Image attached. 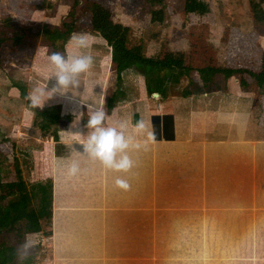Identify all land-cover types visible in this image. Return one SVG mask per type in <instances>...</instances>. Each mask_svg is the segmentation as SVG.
Returning a JSON list of instances; mask_svg holds the SVG:
<instances>
[{
    "label": "crops",
    "instance_id": "crops-1",
    "mask_svg": "<svg viewBox=\"0 0 264 264\" xmlns=\"http://www.w3.org/2000/svg\"><path fill=\"white\" fill-rule=\"evenodd\" d=\"M164 1L162 7L143 0H82L89 9H79L76 16L80 32L90 37V47L80 51L94 59L91 69L80 77L82 100L94 107L103 104L108 124L126 120L131 128L143 119L154 133L146 147L130 153L133 169L117 173L74 148L79 149L87 132L86 106L59 95L46 101L39 109H49L60 122L55 141L41 140L33 128V113L20 99L34 86L47 84L53 74L47 58L50 50L39 46L41 28L58 26L67 13L63 6L70 8L73 0H0V19L7 16L31 30L17 49L0 52L2 59L11 60L0 74V134L19 133L22 146L38 155L39 165L45 161L40 165L42 179L52 181L55 204L52 216L41 221L42 230L49 233L42 238L58 264L154 260L157 243L153 244L149 232L170 238L171 246H165L169 248L167 264H171L176 260L175 250L180 246V254L183 247L180 232L201 229L257 230L259 254L250 256L246 250L237 263L264 264V87H244L234 77L218 80L216 76L212 86L202 90L185 79L172 82L173 74L164 68H148L126 73L121 95L110 110L106 108L115 76L110 50L90 30L98 8L108 10L122 29L127 50L144 59L162 60L170 55L176 63L188 58L194 69L241 68L245 55L239 51L245 45L246 53L254 54L259 48L264 54V29L232 30L240 20L236 11L229 10V0L222 4L206 0L208 9L202 16L184 14L183 5L176 7L175 0ZM247 14L242 18L249 21ZM76 51L68 41L61 53ZM31 74H39V82ZM9 83L18 90L15 98L19 100L8 96ZM73 121L74 125L79 121L77 128L72 127ZM73 159L81 162V172L68 177L66 168ZM118 175L128 179V190L114 185ZM143 243L146 251L140 259L138 248ZM190 246L198 247L194 242Z\"/></svg>",
    "mask_w": 264,
    "mask_h": 264
},
{
    "label": "trees",
    "instance_id": "trees-1",
    "mask_svg": "<svg viewBox=\"0 0 264 264\" xmlns=\"http://www.w3.org/2000/svg\"><path fill=\"white\" fill-rule=\"evenodd\" d=\"M80 1L73 0L72 6L67 10L66 15L62 18L58 26L44 25L41 28V44L50 49V52H64L65 45L68 43L70 36L73 33H78L81 28L77 24V13L81 7ZM150 4H162L163 0H143ZM183 13L187 15L198 14L205 15L207 13V4L205 0H183ZM253 11V18L258 21H264V0H251L250 4ZM90 30L96 34L101 43L110 50L111 65L115 76V86L112 96L107 101V110H110L113 104L121 95L123 78L126 73L144 70L148 68H164L169 73L173 74L171 81L178 83L180 79H185L189 85L197 83L200 89H208L211 87L214 78L217 75L223 77H234L239 80L244 87L255 85L264 87V54L258 48L253 54L255 67H251L247 62V58L243 60L241 68L234 69L231 66L226 68H203L194 69L190 66L188 58H181L178 63L174 61L172 56L167 55L162 60L144 59L141 58L126 48V37L122 29L115 24L110 17L109 11L104 8H98L91 17ZM31 30L19 27L9 17L0 19V52L7 48L11 51L17 49L20 45L26 42ZM48 53V55L50 54ZM252 57V56H251ZM11 60L2 59L0 56V70H4ZM33 80L39 82V74H31ZM186 90V89H185ZM26 105L33 113V128L37 131L38 138L41 140L53 139L56 140L57 129L59 127L60 118H52L49 109H39L30 106V103L25 99ZM7 162V155L0 152V168ZM18 164L15 162V170ZM16 173L17 180H21L19 173ZM20 182V181H19ZM54 194L53 183L51 180H45L31 184L27 188L25 194L19 197L10 198L3 202V213L5 217L0 220V264H17L15 252L18 244L24 241L28 235H46L43 234L41 221L49 218L53 214L54 209ZM2 201V200H0ZM19 227V228H18ZM7 239H11L14 247H8L5 243ZM151 239V237H149ZM191 241V240H190ZM188 241V244H191ZM193 243V241H192ZM149 250V257L151 248ZM194 252L195 259L198 258L199 248ZM146 251L144 243L141 248H138L140 259H144ZM183 256V247H181ZM43 258L40 248L31 251L29 258L25 264H39ZM155 258V257H154ZM187 260L193 258L190 252L185 255ZM186 264V263H185ZM193 264H197L193 263Z\"/></svg>",
    "mask_w": 264,
    "mask_h": 264
},
{
    "label": "rangeland",
    "instance_id": "rangeland-1",
    "mask_svg": "<svg viewBox=\"0 0 264 264\" xmlns=\"http://www.w3.org/2000/svg\"><path fill=\"white\" fill-rule=\"evenodd\" d=\"M175 1L177 2L175 4L176 7H178V5H180V7L184 5L183 0H175ZM218 1L220 2V4L224 2V0H218ZM164 2L165 1L163 0L162 4L160 5L162 6ZM250 4H251V0H229V10H231L232 12L236 11L237 12L236 18H239L240 20V22L237 23L238 25H233L232 30L234 32H237L236 29H243L244 31H246L249 28H254L253 31L255 32L259 31V28L264 29V21L261 20L260 22H258V21H255V19L253 18V15H252L253 11H252ZM175 6H173L174 9H175ZM63 8L66 9V11L67 9H70L68 5H64ZM81 8H84L82 3H81L80 10H83ZM88 9L89 7H85L84 12H86ZM80 10L79 12H81ZM246 10L248 14L246 13ZM239 12H241V14H239ZM242 14L243 15L247 14L250 20L249 21L244 20L242 18L243 16ZM228 25L229 24H226L227 27ZM242 41L245 44H248L247 40L243 39ZM41 45L42 44H39V46ZM250 46L253 47V42H250ZM246 47L247 45H245L242 48V44H241L242 50H240L239 52L245 55L243 56L241 60V65H243L244 58L245 59L247 58V62L248 63L251 62L250 63L251 67L254 66V69L255 67H257L258 69V66H255V62L259 63V61L254 62L253 54L248 53V52L247 54L245 50ZM45 49L48 51L50 50L48 48H45ZM5 60H9V59H5ZM234 69H238V68L234 66ZM5 70H0V74H3V71ZM5 74H8V73L6 72ZM12 74L13 73L10 74L11 79L14 78ZM217 78L218 80L224 79L222 75H217ZM6 87H9V89H11L12 91V93H10V90L8 89V93H7L8 96L11 98V100L13 99L19 100L18 98H15L17 96L16 92L18 91V90L15 91L16 87L12 86L10 83H9V86L6 85ZM229 87H231V83H229ZM1 97H3L2 91H0V98ZM26 97L27 96L25 95V93H22L20 95V99L23 103H25V105H26V102H25ZM21 138H23V136L20 135L19 133L2 134V135L0 134V152H3L4 154L7 155V162L4 163V166L0 168V200H2L0 201V220L5 218L3 217L4 213L2 211L3 202L7 201L10 198H15V197L17 198L19 197V195L25 194L27 192V188L31 184L37 183L38 181L39 182L45 181L42 179L43 178V175H42L43 167H40V165L45 161L44 160L40 161L42 163H40L39 165L38 155H36V152L33 150L27 151L28 148H26V146L24 145L22 146V143L20 142ZM15 162H17L18 164V167L16 170L14 168ZM15 172L19 173L21 180H17ZM259 195L261 198V193H259ZM141 223L142 222H140L139 220V224ZM47 232L48 231L43 230V234H47ZM153 233L149 232V235L152 234L153 244L155 245L157 243V246L155 247V252H154L155 258L154 260H148V262H138V264H165V262L167 264L168 262L166 254H167V249H169L168 247L171 246V243H169L170 238L164 237V236L162 237L158 236L156 232L154 234ZM180 234H181L180 235L181 238L184 239L183 256H182L181 250H180L181 255L179 254V249H180V246H179L177 248V251L175 250L176 260L171 264H185V263L193 264L196 262L197 264H238L237 263L238 261L243 260V259H238V257L241 255H245L246 250L249 251L250 256H252L253 253H255L256 256L259 254V248L257 246V237L259 235V232L257 230H241V229L203 230L201 229L200 231L180 232ZM42 237H43L42 234H39L38 236H35V235L27 236L28 239L34 242V247L32 248L31 251H35L36 248H40L42 255H43V258L40 259L41 264H45L43 260L49 261L50 264H58V261L55 262V256L53 254L52 255L54 258L52 257V255L49 256L51 249H48V247H46L47 246L46 238H42ZM137 237L141 238L142 236L139 233V236ZM23 239L25 238L23 237ZM171 239L174 240L175 238H171ZM188 240H191L190 245H192V241H193L194 243H196L198 247H193V246L188 245ZM175 241H177V239ZM175 241H170V242L174 244ZM5 243L8 247L15 246L13 241L11 239H7V237H6ZM165 244L168 247L165 246ZM197 248H199L198 254L201 253L200 258L195 259L194 255H193V258H191L190 260H187L186 258H184L186 254L190 252L193 253V251L195 252ZM51 260L53 263L51 262ZM241 264H258V263L249 262V263H241Z\"/></svg>",
    "mask_w": 264,
    "mask_h": 264
},
{
    "label": "clouds",
    "instance_id": "clouds-1",
    "mask_svg": "<svg viewBox=\"0 0 264 264\" xmlns=\"http://www.w3.org/2000/svg\"><path fill=\"white\" fill-rule=\"evenodd\" d=\"M69 44L77 50L73 54L52 51L47 57L54 69L48 79V82L52 80L51 88L48 87V82L43 87L34 86L26 99L33 108H42L46 101L56 95L86 106L88 119L84 127L87 132L82 134L85 138L79 142V149L73 147L92 162H98L106 170L128 173L134 167L130 153L146 147L147 141L154 139V133L149 131L143 119L137 121L131 128L126 120H116L108 124L106 122L108 114L103 104L94 107L91 103L82 100V94L78 91L81 86L80 77L91 69L94 62L92 55L80 51L90 47L89 34L73 33ZM77 97L80 99L77 100ZM73 115L77 116L75 112ZM74 121L72 127L77 128L79 121L75 125ZM140 137L145 139L141 140ZM80 172L81 162L71 160L67 165L66 175L76 177ZM114 185L122 190L130 188L128 179L119 175L115 177ZM33 247L34 242L26 236L24 241L18 244L15 252L17 264H25Z\"/></svg>",
    "mask_w": 264,
    "mask_h": 264
}]
</instances>
